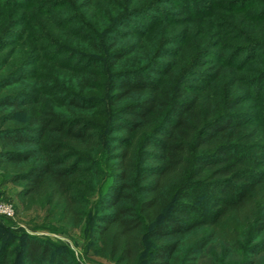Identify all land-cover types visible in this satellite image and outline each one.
<instances>
[{"label":"trees","instance_id":"1","mask_svg":"<svg viewBox=\"0 0 264 264\" xmlns=\"http://www.w3.org/2000/svg\"><path fill=\"white\" fill-rule=\"evenodd\" d=\"M69 1L0 0V51L15 33L12 18L29 29H67L76 20L55 8ZM82 1L102 19L100 0ZM142 12L121 15L103 36L90 24L67 30L79 39L76 49L43 43L30 30L18 35L19 44L28 36L39 43L36 50H50L52 73L29 72L27 60L0 80L5 91L26 75L36 79L0 96L1 178L18 186L20 205L45 209L64 232L91 218L96 254L113 264H202L199 257L216 250L231 258L225 264H256L264 254V109L236 108L261 102L264 69H254L246 86L234 73L264 53V44L212 53L220 65L201 75L203 86L190 87L177 60L166 62L171 50L120 46L126 27L141 39L149 32ZM110 31L117 36L104 40ZM89 32L98 40L90 43ZM21 111L25 119L16 120ZM14 243L0 239V264H11ZM23 244L19 264H73L49 242L26 236Z\"/></svg>","mask_w":264,"mask_h":264},{"label":"rangeland","instance_id":"2","mask_svg":"<svg viewBox=\"0 0 264 264\" xmlns=\"http://www.w3.org/2000/svg\"><path fill=\"white\" fill-rule=\"evenodd\" d=\"M188 1L189 0H100L99 4L102 5L104 9L102 21L100 16L94 13L93 8L82 7V0H70L69 3L60 5L56 7L57 9L55 8L56 12L63 13L65 18H69V20L70 18H74L76 20L68 23L67 25L69 27L67 29L65 26L60 28L56 27L54 29L45 27L43 29L42 26L39 28L32 26L29 29L23 24H16V20L12 18L10 27L15 33L13 35L11 33L10 36H8L9 45L0 51V67H3V70L0 71V80L2 77L6 76L8 71H13L17 67L25 65L28 61H30L29 64H31L28 67L29 72H37V74L40 75L52 73L51 63L49 62V56L51 55H49L50 50H36L38 46H40L39 43L35 42V40L32 41L28 36L22 38L20 44L18 43V37L26 30H30V33L36 37L44 36L45 41H42L43 43L53 42L61 44L65 46V48L76 49L79 46V39L72 34L67 35V30H75L78 26H81L80 24L82 23L87 25L90 24L91 27L93 26L96 29L95 32H100V36H103L105 33L103 30L108 27L109 31L110 28H112L109 25L116 22L115 19L131 10L138 11L141 9L143 11L141 14L147 13L150 17V19L147 20V26H150L148 29L149 32H145L144 38L141 39L143 36L141 37L135 34V31L131 30V27H126L123 29L126 35L121 36L120 46L130 48L133 45H144L146 42L155 49V53L171 50V58L167 59L166 62L177 60L175 69L178 75L182 73L183 81L190 87L203 86L201 75L203 73H212L213 68L220 65V61H218L212 53H229L233 46L243 47L250 41L264 44V19L259 16L260 10L264 5V0H247L245 3H242L241 0H215L212 4H210L212 0ZM197 1L204 2L205 5L200 4L198 6V4H196ZM183 8H185V10ZM6 12H9L10 15L15 14L13 10H7ZM139 17L142 16L137 14L136 17H134V22H136ZM258 17L263 19V21H258ZM3 27H5L4 23H2V26L0 24V32ZM142 30L146 31L144 29ZM181 30H184L183 34H179ZM89 33L87 34L91 36L92 40L88 41L91 43L96 38L92 35L94 33ZM116 36L115 32L113 33V31H110V33L105 34L104 40ZM30 40L31 43L29 45L27 41ZM32 47L33 53H30V48ZM28 52L31 56L27 58L26 54H29ZM195 52L200 54V56L196 57L197 60L194 58L196 54L193 53ZM254 56L256 59L254 62L245 66L243 71L234 73L242 77L245 81L244 86H246V82L253 77L251 72L254 69H264V53L260 51L259 53H255ZM63 57H65L64 54L59 56L58 59L60 60ZM225 57L226 55L224 59ZM241 59L242 57H238L233 64H239ZM195 61L197 63H194ZM224 61L226 64L230 63V60L226 62L225 59ZM259 62H262V65H260ZM72 64L78 66L80 62L73 60ZM238 67L241 68L240 66ZM43 68L47 70L44 71ZM194 71L199 73V75H196V73L193 75ZM30 76L31 74L26 75L24 80H20L14 87L8 88L5 91H0V96L5 93H14L20 89L25 90L29 88L36 82V79H32ZM215 81L216 79L214 80L213 78L212 82L215 83ZM233 93L236 94V91H233ZM260 108L264 109V95L261 102L251 99L240 104L236 110L258 111L261 110ZM20 113L21 116H18L16 120L23 121L25 119L23 116L24 111ZM263 130L264 129L261 128L262 132H264ZM251 164V168H263V166L259 167L255 163ZM5 180L7 179L1 178L0 172V204L10 206L13 211L10 217L0 215V239L7 241L9 238H12L15 240L9 253L11 264H19V262H22V256L18 250H23V238L26 236L36 237L49 242L69 255L73 264H113L99 258L96 254L95 248L90 241L91 218L80 229L64 232L58 228L51 214L45 209L37 207L36 205L28 206L27 208L20 205L17 199V193L19 191L18 186L7 183ZM96 196L98 195L96 194ZM93 212L94 210L92 209L91 216H93ZM243 245H246L245 247L249 246L248 243H244ZM199 259V262L202 264H225L231 260V258L227 260L225 254L223 255L219 250L213 251V253L208 252L206 255L200 256ZM255 262L256 264H264V254L257 258Z\"/></svg>","mask_w":264,"mask_h":264},{"label":"built area","instance_id":"3","mask_svg":"<svg viewBox=\"0 0 264 264\" xmlns=\"http://www.w3.org/2000/svg\"><path fill=\"white\" fill-rule=\"evenodd\" d=\"M12 214H13V211L10 206L0 204V215L1 216L10 217L12 216Z\"/></svg>","mask_w":264,"mask_h":264}]
</instances>
